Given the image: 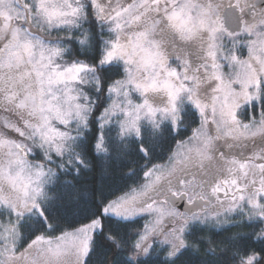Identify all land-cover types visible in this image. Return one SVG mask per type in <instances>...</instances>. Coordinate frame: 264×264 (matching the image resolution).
<instances>
[{
    "label": "snow or ice",
    "instance_id": "1",
    "mask_svg": "<svg viewBox=\"0 0 264 264\" xmlns=\"http://www.w3.org/2000/svg\"><path fill=\"white\" fill-rule=\"evenodd\" d=\"M0 264H264V0H0Z\"/></svg>",
    "mask_w": 264,
    "mask_h": 264
},
{
    "label": "trees",
    "instance_id": "2",
    "mask_svg": "<svg viewBox=\"0 0 264 264\" xmlns=\"http://www.w3.org/2000/svg\"><path fill=\"white\" fill-rule=\"evenodd\" d=\"M129 181L117 180L108 190H106L105 195L110 196L118 193L126 187Z\"/></svg>",
    "mask_w": 264,
    "mask_h": 264
}]
</instances>
